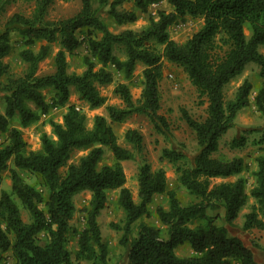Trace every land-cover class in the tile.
Wrapping results in <instances>:
<instances>
[{"label": "trees", "instance_id": "trees-1", "mask_svg": "<svg viewBox=\"0 0 264 264\" xmlns=\"http://www.w3.org/2000/svg\"><path fill=\"white\" fill-rule=\"evenodd\" d=\"M34 1L31 16L14 13L0 25V91L5 93V114L0 113V132L8 134L9 143L0 148V183L2 172L13 159L16 168L38 174L47 189L44 195L29 184L21 173L11 168V192L0 196V264H8L7 253L12 252L15 264H109L107 242L102 238L97 217L106 208L108 192L118 190V203L124 211L123 225L113 224L122 230L121 244L128 246V264H258L253 250L239 237L229 233L227 225L233 224L241 208L247 202L246 179L213 183L215 177L239 174L247 164L242 157L228 158L218 155L221 138L235 126L240 110L249 105L252 83L247 79L237 88L232 99L225 98V87L242 74L249 63L260 67L264 78V0H167L172 11L158 10L157 17H150L144 28L125 29L119 33L109 30L102 21L98 8L108 7V14L117 24L135 22V10L120 9L126 0H81L80 10L73 16L51 21L47 19L55 0ZM135 7L147 13L149 6L164 0H133ZM186 16L202 19L201 28L182 43L170 37L169 27ZM249 28L247 36L245 28ZM84 30L87 31L82 37ZM23 38L29 46L36 40L47 43L37 52L31 48L20 51L28 68L23 75H10L9 64L3 58L13 50L12 32ZM93 32L102 33L100 39ZM59 42L62 49L56 53V70L52 74L37 75L39 63ZM86 46L89 55L84 56L86 69L77 74L68 71L66 54ZM115 45L123 47L126 60L114 55ZM163 46V50L158 49ZM106 65L111 63L125 75L133 73L136 64H144L143 89L140 98L132 99L130 89L118 84L114 92L124 102V107L108 105L109 120L97 115L93 126L86 124V115L70 105L63 122L51 121L56 139L42 134L41 150L26 153L27 143L19 129L11 127L9 119L19 114L23 127L40 117L30 103L41 113L65 104L74 85L81 99L91 108L103 106L107 98L96 83L105 85L113 80L112 73L104 67L96 69L93 58ZM167 60L183 69L198 92L199 104H207L206 116L198 120L186 110L183 118L193 130L198 151L193 165L180 166L183 152L164 148L162 157L176 165L178 183L193 197L184 203L175 189L168 187L163 168L152 170L144 161L138 170V197L136 203L126 186L123 161L132 160L143 149V135L135 128L126 130L124 138L132 149L122 146L112 123H122L133 114L145 115L158 133L170 131L168 119L161 113L160 81L163 78V62ZM7 75V82L1 78ZM54 91L48 102L42 90ZM258 110L264 112V80L255 96ZM247 143L243 134L234 137L229 147L241 149ZM259 143H264L262 133ZM89 148L77 163L69 164L75 149ZM106 150L113 156L111 164H102ZM257 170L253 172L254 184L250 195L255 199L245 214L243 229L264 230V155L256 157ZM67 167L64 175L60 169ZM83 191L92 194L87 210L86 227L78 234L79 250L73 256L68 248L70 235L75 233L71 225L76 207L73 197ZM155 194H165L168 208L157 205L155 213L162 227L141 221L137 234L132 237L135 222L148 216L149 205ZM14 195L30 213L25 222ZM224 208L223 223H219V210ZM214 211L209 215L207 210ZM198 220V221H197ZM198 222L196 225L195 223ZM45 232L46 237L39 234ZM13 235V236H12ZM188 245L193 254L179 256L176 249Z\"/></svg>", "mask_w": 264, "mask_h": 264}, {"label": "rangeland", "instance_id": "rangeland-1", "mask_svg": "<svg viewBox=\"0 0 264 264\" xmlns=\"http://www.w3.org/2000/svg\"><path fill=\"white\" fill-rule=\"evenodd\" d=\"M130 1L126 0L123 7L129 8ZM95 7L98 8L99 15L103 22L106 23L110 31L116 33L120 31L121 27L111 22L108 15V7H99L97 3H94ZM82 6L81 0H55V2L50 6L47 19L51 21L59 20L62 18H67L76 14ZM35 8L34 1L28 0H0V25L3 26L7 19L10 18L14 13H20L25 16H31ZM121 9V7H120ZM158 10L172 11V7L167 2L161 3L158 7L149 8L148 12L140 17V19L135 23L137 27H144L149 24L151 16L157 17ZM156 13V14H155ZM202 26L201 19H195L190 16H186L182 19H178L174 24L169 27L170 37L178 43H182L197 32ZM139 28V29H140ZM246 35H250L249 28H245ZM87 33L84 30L82 37ZM102 34L99 32L92 31V37L99 39ZM15 39H17L15 37ZM18 42V40H15ZM18 48L19 46L15 45ZM160 51L163 50V46L158 45ZM87 50L86 46L80 48V54L85 55ZM114 53L118 56L124 54L123 48L120 46L114 47ZM84 63V60H83ZM85 64V63H84ZM86 66V65H85ZM48 68V65H47ZM78 72L83 69L77 67ZM97 69V68H96ZM120 75H116L113 80L117 83L121 80ZM248 80L253 85L262 84V77L260 76V67L255 63H249L245 67L241 75L232 80L225 87V98L232 99L235 96L237 88L245 81ZM114 84V85H115ZM115 85V86H116ZM128 87L131 92V96L134 101L138 100L142 89H143V77L140 68H137L134 74L128 80ZM160 92H161V113L168 119L170 123V131L167 133H158L153 128L150 120L143 114H133L128 117L122 123H112V127L118 137L119 143L126 147L132 149V146L125 140L124 135L127 129L135 128L141 132L143 135V149L140 153H135V157L132 160L125 161L123 167L126 173V186L131 190L132 197L136 198L138 193V170L140 164L147 161L153 170H157L159 167H164L166 170V176L168 181V187L175 189L179 198L186 204L190 203L193 199L187 193V191L178 184V173L176 172V165L168 162V160L161 158V154L164 148L174 149L183 152L186 158L180 160L178 165L180 166H190L193 165L194 157L198 151V145L196 136L193 130L186 124L183 118L182 110H186L191 116L198 120H202L206 116L207 104H199L198 92L196 88L191 84L187 74L178 65L164 60L163 62V78L160 81ZM103 92L111 91V88L105 87L101 90ZM253 93V91H252ZM51 95L52 93H47ZM119 100L122 101L120 96H117ZM252 100L253 97H250ZM1 102V100H0ZM124 103V102H123ZM121 103V105L123 104ZM240 124L235 126L234 129H230V133L222 137L220 143V149L218 155H223L231 158L234 154L243 153L249 157L248 160V173L250 174V179L252 178V167L257 153H264V143H259L262 133H264V112L258 110L255 104H249L246 110L241 114H238ZM92 122V116L86 119V124L89 125ZM246 127V128H244ZM35 131V130H34ZM53 132V130H52ZM46 133L44 130L39 129L38 134H36V140L39 143L42 134ZM47 134V133H46ZM245 135L247 138L246 145L241 149L231 150L229 147L230 141L234 137H240ZM7 136H3L0 139V148L9 143ZM34 147L35 144L32 143ZM81 150H75L72 153L71 160H78L81 155ZM113 162V156L109 150H106L105 157L102 164H111ZM61 175L65 173L63 168L60 171ZM21 176L26 182L35 186L44 195L47 194V189L43 185L42 178L35 173H30L28 171H22ZM10 178V175H9ZM214 183V182H213ZM12 188L11 179L6 181L3 179L0 183V196L3 191H10ZM118 190H113L108 192V201L105 209L102 210L100 217H97V221L100 225L102 238L108 245L109 253V264H126L128 261V246L121 244L120 239L122 237L123 231L115 229L112 225L119 224L123 225L124 221V211L118 203ZM92 194L89 191H84L80 193L74 200L76 204V213L71 222L75 233L78 234L86 227V217L87 210L90 208ZM14 200L16 201L23 220L25 222L30 221V213L23 206L22 202L14 195ZM157 205H162L164 208L168 207V198L165 194L156 195L153 200V208ZM221 211V210H220ZM141 221L149 223L151 225H156L162 227L157 219L155 209H152L148 216L142 217L140 220L134 223L132 229V237L137 234L138 225ZM198 222L195 223V225ZM163 229V235L165 236V229ZM78 236V235H77ZM75 236L70 235L68 248L71 250L73 256L75 255L73 249L75 248V243H72ZM43 239V238H42ZM179 256H189L192 254L191 249L188 246L179 247L176 250ZM258 258L261 260L260 263L264 264V248L257 252ZM8 264H12L9 255L7 256ZM4 264V263H3ZM14 264V263H13Z\"/></svg>", "mask_w": 264, "mask_h": 264}, {"label": "crops", "instance_id": "crops-1", "mask_svg": "<svg viewBox=\"0 0 264 264\" xmlns=\"http://www.w3.org/2000/svg\"><path fill=\"white\" fill-rule=\"evenodd\" d=\"M164 2H167V0H164L161 3H164ZM161 3H159V4H152V5L149 6V8H151V7H158ZM130 4L131 5H130L129 8H124L123 7L124 4H123L121 6V9L135 10L136 13L138 14V18H137V20L135 22H129V23H125V24L119 25L108 14L109 17H110V19L112 20L111 22H114V24H116V25H118V26L121 27L120 31H118L116 33H119V32H121V31H123L125 29L138 30L140 28V27H137L135 23L145 13H143L139 8L135 7L133 0L130 1ZM154 17H156V16H154ZM201 21H202V24H203V20L202 19H201ZM144 27H142V28H144ZM100 34H102V33H100ZM15 37L17 39H15ZM101 37H99V39ZM15 40H18V42H16ZM11 42L13 44V50H12V52L9 55H7L6 57L3 58V61L5 63L9 64V66H10V72L9 73H10V75H12L14 77H18V76L23 75L24 72L28 68V63L25 62V61H23V59L20 56V51L22 49H24V48H31L34 52H37L39 50V48L41 47V45L47 43L45 40L39 39V40H36L35 43L32 44V45L24 46L23 45V38L16 31L15 32H12V34H11ZM15 45L19 46V50H18L17 47H15ZM117 46H120V45H115V47H117ZM120 47L123 48L122 46H120ZM80 48H82V46L79 47L78 49H76L75 51H73L72 53H68L67 52V54H66V59H67L68 71L69 72H74V73H77V74H81L86 69V66L83 63V59H84V56L85 55H89L88 54V50L85 51V53H84L85 55H83V54L81 55L80 54ZM60 49H62V47H61V45H60L59 42H55L52 45L51 52L49 53V55L39 63L38 70H37V75L43 76V75L52 74V73L55 72V70H56L55 57H56V53ZM123 51H124V49H123ZM260 51L262 53H264V48L261 47L260 48ZM114 55L118 59H120L121 61L126 60L125 52H124V54L122 56H118L115 53H114ZM93 60L97 64V66H96L97 69L98 68H101V67H104L107 71H109V72L112 73V77L113 78L116 75H120L122 77L121 80L117 83V85L118 84H125V85H127L128 84V80L130 81V77L132 76V74H134V72L136 71L137 68H140V71L141 72L144 69V64L141 63V62H139V63L136 64V67H135L133 73L127 76V75H125V73L123 71L116 70L115 66L113 64H111V63H107L106 65H103L99 61V59L96 58V57L93 58ZM47 65H48V68H47ZM77 67L82 68L83 70L81 72H78L77 69H76ZM142 77H143V74H142ZM7 78H8V76L5 75V76H3L1 78V81L3 83H6L7 82ZM263 80H264V78H262V82H263ZM115 83H116L115 80H112L110 83L105 84V85H100V84L96 83V86L99 88L101 94L107 98V101H106V103L103 106H100V107H97V108H91L90 105H89V103L86 100L80 98V95L77 92L76 87L74 85H71L69 87L70 96H69L68 101L65 104L58 105L57 107L50 108L47 113H41L40 110H39V108L34 103H30L31 108L33 110H35L36 112H38V114L40 115L39 119L37 121H35L33 124H31V125H29L27 127H23L21 125V122H20L19 114L16 113L13 117H11L9 119L10 126L11 127H14V128H17V129H19L21 131L22 136H23V139L27 143L26 153H28V152H30L32 150H41L42 149V142H41V140H39V143H38L37 140H36L37 139L36 138V134H38V130L39 129L44 130L51 139L55 140L56 139V135L52 132L51 121H54V122H57V123H62L63 122V116L68 111V108H69L70 105H75L77 107V109H80L86 115V119H89V116H92V122L89 125H87L90 128L93 126L94 118L97 115L104 116V117H106L109 120L108 111H107V106L108 105H116V106H119V107H124L125 104L123 103V101H121V100L118 99V97H117L118 95L115 94V92H114V89L117 86ZM261 85H262L261 83L260 84L257 83V85H253V87H252L253 93L251 92V94L249 96V104L250 103L251 104L253 103V104L256 105V103H255V96L257 95V93H258ZM105 87L111 88V91H107V92L101 91V90L105 89ZM127 87H128V85H127ZM42 92H43V95L45 96L46 100L48 102H50L52 100V97L54 96V91L51 88H45V89L42 90ZM47 93H52V94L51 95L48 94V97H46V94ZM4 95H5V93H3V92L0 91V100H1V102H0V113L1 114H5V109H6V103H5V100H4ZM250 97H253V99L251 100ZM121 103H123V104L121 105ZM244 110H246V107L243 108L242 110H240L238 114H240V113L242 114L244 112ZM240 120L241 119L239 118V115H237L236 120H235V126H238L240 124ZM234 127H233V129H234ZM244 128H246V127H244ZM228 133H230L229 130L227 131L226 134H228ZM3 136H7L6 138H8V134L7 133L0 132V139ZM221 140H222V138H221ZM32 143L35 144L34 147L32 146ZM220 143H221V141H220ZM75 150H78V149H75ZM88 150H89V148L82 149L81 150L82 152H81L80 157L83 156L84 154H86L88 152ZM231 150H236V149H231ZM259 155H262V153L261 154H260V152L257 153V156H259ZM263 155H264V153H263ZM71 156H72V154H71ZM236 156L242 157L244 159L245 163L246 164H249L248 163L249 157L247 155H244L243 153H237V154H234L232 157H236ZM161 157H162V154H161ZM79 158H78L77 161L76 160H71V158H70L69 161H68V163L69 164H71V163H74L75 164V163H77L79 161ZM163 159H166V158H163ZM166 160H168V159H166ZM124 162L125 161H123V163ZM168 162H170V161L168 160ZM11 168L15 169L19 173H21L22 171H25L23 169L16 168L13 165V159H11V161L9 162V168L6 169V170H4L2 172V180L5 179L6 181H9V179H11V172H10V169ZM63 168L65 169V172H66V169H67L66 166L65 167H62L60 169V171ZM159 168H163L164 170H166L164 167H159ZM256 170H257V163H256V160H254V164H253V167H252V173L254 171H256ZM9 175H10V178H9ZM249 176H250V174L248 173V165H247V168H245V170H243L239 174L231 175V176H228V177H215V178L212 179V181L214 183H219V182H227V181H236L239 178L246 179L245 191H246V193L248 195L247 196V202H246L245 206H243L241 208V210H240L237 218L234 220L233 224L227 225V228H228L229 233L231 235L239 237L248 247H250L253 250V252L255 254V258H256L258 264H261L260 263L261 260L258 258L257 252L264 248V230H261V229H258V228H251V229H248V230L243 229V224L245 222V214L250 211L251 206L255 203V199L250 195V190H251V188H252V186L254 184L255 177L252 174L251 175L252 178L250 179ZM7 192H10V191H7ZM79 194H76L73 197V201L75 200V198ZM156 195H160V194H155L154 197H153V200H154V198H155ZM137 198L140 201V199L138 197V193H137ZM133 199H134V201L136 203H139V201H137L136 198H133ZM153 200H152V202L149 205V211L150 212H151L152 209H155L156 208V207L153 208ZM74 204H75V202H74ZM75 207H76V204H75ZM220 210H219V213H220L219 223H223L224 222L223 221V217H224V214H225V210H224V208H221ZM101 213H102V211H101ZM207 213L209 215L215 214V212L214 211H211L210 209L207 210ZM98 217H100V215ZM72 220H71V222H72ZM158 222H159V220H158ZM159 224H160V222H159ZM80 232L81 231H79L78 234ZM78 234L77 233H73V236H75V238H74L75 240H73V242H72V243H75V248L73 249L74 254H76L78 252V250H79L78 236H77ZM39 237L40 238H45L46 237L45 232L40 233L39 234ZM165 237H166V234H165ZM185 246H188V245H185ZM192 254H193V252H192ZM8 255H9V259H10L11 263L12 264L13 263L15 264L16 263V259L12 256V252L11 251H9L7 253V256ZM126 264H128V261H127Z\"/></svg>", "mask_w": 264, "mask_h": 264}]
</instances>
